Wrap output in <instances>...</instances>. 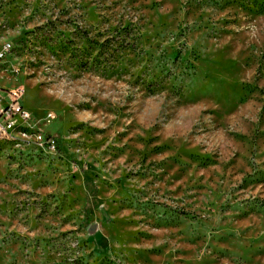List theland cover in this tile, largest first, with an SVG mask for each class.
Returning a JSON list of instances; mask_svg holds the SVG:
<instances>
[{"label": "rangeland", "instance_id": "1", "mask_svg": "<svg viewBox=\"0 0 264 264\" xmlns=\"http://www.w3.org/2000/svg\"><path fill=\"white\" fill-rule=\"evenodd\" d=\"M5 44L56 142L0 143V264H264V0H0Z\"/></svg>", "mask_w": 264, "mask_h": 264}, {"label": "built area", "instance_id": "2", "mask_svg": "<svg viewBox=\"0 0 264 264\" xmlns=\"http://www.w3.org/2000/svg\"><path fill=\"white\" fill-rule=\"evenodd\" d=\"M8 51V45L0 48V60ZM42 118L43 124H51L55 116L52 112H46ZM16 123H27L28 132H17ZM0 142L14 144L32 143L42 148L55 150V139L52 135H46L37 124L31 112L23 105L22 90L13 88L0 95Z\"/></svg>", "mask_w": 264, "mask_h": 264}, {"label": "bare ground", "instance_id": "3", "mask_svg": "<svg viewBox=\"0 0 264 264\" xmlns=\"http://www.w3.org/2000/svg\"><path fill=\"white\" fill-rule=\"evenodd\" d=\"M27 129H28L27 123H16L17 132H26Z\"/></svg>", "mask_w": 264, "mask_h": 264}, {"label": "trees", "instance_id": "4", "mask_svg": "<svg viewBox=\"0 0 264 264\" xmlns=\"http://www.w3.org/2000/svg\"><path fill=\"white\" fill-rule=\"evenodd\" d=\"M0 143H5V144H6L7 142H0ZM8 144H10V145H11V144H14V143L8 142Z\"/></svg>", "mask_w": 264, "mask_h": 264}]
</instances>
